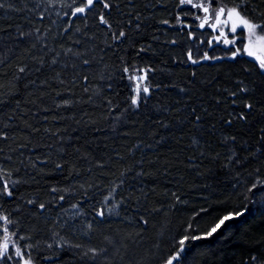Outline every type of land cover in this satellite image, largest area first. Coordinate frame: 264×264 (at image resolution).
<instances>
[{"label":"trees","instance_id":"trees-1","mask_svg":"<svg viewBox=\"0 0 264 264\" xmlns=\"http://www.w3.org/2000/svg\"><path fill=\"white\" fill-rule=\"evenodd\" d=\"M0 4V227L21 249L0 264H264V74L243 47L178 0ZM240 10L264 24V0ZM133 67L152 69L139 107Z\"/></svg>","mask_w":264,"mask_h":264},{"label":"snow or ice","instance_id":"snow-or-ice-1","mask_svg":"<svg viewBox=\"0 0 264 264\" xmlns=\"http://www.w3.org/2000/svg\"><path fill=\"white\" fill-rule=\"evenodd\" d=\"M96 2V0H83V6L80 7H76L74 9V11L72 12V16H77L78 14H86L87 11L89 9L92 8V6L94 5V3ZM179 4L184 5V4H191L192 0H178ZM212 0H208V4L209 6L211 5ZM246 3V0H240L239 3H235L233 7L231 8H227L225 6H219L217 9L214 10V15L216 17V24L211 25L213 28H215L217 25H219L221 23L220 21V17L226 15L227 19L223 21L224 24H228L229 22H231V26L229 31L231 33H236L237 28L240 27L243 30H245L247 32V39H248V43L246 45H242V47L244 48V53L249 56V57H254L255 60L258 62L259 65V69L261 70V73L264 74V55H258L255 48L257 47V45H259V43L261 41H264V24H257L256 22L250 20L247 15L242 12L240 9L241 7ZM0 7H3L2 4H0ZM103 7L105 9L111 10L112 5L109 3H103ZM194 7H200L203 9V11L205 13L209 12V7L204 6L203 4H198V5H194ZM65 15H68V13H65ZM100 22L102 24H105L108 26L109 29H111V24L109 23L108 20L105 19V17L103 15L100 16ZM163 23H168V21H163ZM204 23L202 22L200 24V27H203ZM137 27H139V25H137ZM126 36V33L121 30L119 32L118 35H116L115 33H113V39L114 40H120L122 38H124ZM224 43L229 44V43H235V40L229 41V40H224ZM264 50V49H262ZM69 52L72 51L71 48L68 49ZM140 51H144V49H140ZM240 52V49H236L233 53L232 56L233 58ZM189 59H191V53H189ZM204 59H209V57L207 56V54H204ZM2 62V61H0ZM42 63V62H41ZM52 64H56L57 61L55 59H53L51 61ZM84 64H89L90 62L88 60H84L83 61ZM192 63H198L197 60H192ZM26 71V69L24 67L19 68V72L24 73ZM36 71H40L39 68L36 69ZM125 72H128V68L124 69ZM152 71L151 68H135L133 67L132 70V75L129 77L130 80H135L136 81V87H135V97L132 99V104L135 105L136 107H139V104L141 102L142 99H146V97L148 95L151 94V85L149 83H147V76L148 73ZM137 73H140L139 75H137ZM17 79H19V77H17ZM85 79H87V77H85ZM141 81H145V83L143 84V87H141ZM32 83L34 84L35 81H32ZM2 87V86H0ZM87 90V89H86ZM181 91H183V89H181ZM241 92H247L249 91V89L247 88H241L240 89ZM141 92L144 94L143 96H141ZM232 96H236L237 93L233 92L231 93ZM69 101H64V106H68L69 105ZM233 104L236 103V100L232 101ZM244 107L247 109H252L253 105L250 103H245ZM193 111H195V109H193ZM205 111H207L205 109ZM195 119L197 121H199L201 119V117L196 116ZM239 119L241 120H246V116L243 113L239 114ZM233 121L232 119H226L225 123L227 124H231ZM232 140H235V137H231ZM57 167H61L60 165H57ZM5 189L7 188V185H4ZM255 187V185L253 186ZM55 191V189H54ZM7 195L11 196L12 192L11 191H7ZM63 196L59 197V199L63 200ZM107 202V201H105ZM29 203H33V201H29ZM45 207L44 204H40L39 208L43 209ZM77 207V206H74ZM247 209H245L246 211ZM109 214L112 213V209H108ZM243 212H236V213H229L228 215L223 216L222 218L219 219L218 223L215 224L214 227L211 228L210 231H208L205 236H211L212 234L216 233L218 229L221 228V226H223L225 224L226 221H229L231 219H233L234 215L235 216H240L243 215ZM98 216L103 217L104 216V210L101 209L98 213ZM0 219L4 220V221H8V218L5 217H0ZM145 223H147V221H145ZM89 227H91V225H89ZM4 232L8 231V228L5 227L3 229ZM201 237L198 236H193L191 237V239H200ZM21 239H23V237H21ZM189 239V237L185 236L183 239H181L179 241L180 245H184L185 242ZM7 240V238H6ZM78 247V246H77ZM91 252L95 253V250L92 249L90 250ZM8 252V244L7 242H5L2 246V248H0V261H2L5 258V254ZM183 252V248H181L179 251H177L175 253V255H173L171 258H169L167 260V264H173L174 261H178L181 253ZM16 255L20 256L21 255V249L17 248L16 249ZM84 256H88V253H84ZM8 260L12 259L11 255L7 256ZM91 259H95V255H93L91 257ZM25 264H31V259L26 260Z\"/></svg>","mask_w":264,"mask_h":264},{"label":"rangeland","instance_id":"rangeland-1","mask_svg":"<svg viewBox=\"0 0 264 264\" xmlns=\"http://www.w3.org/2000/svg\"><path fill=\"white\" fill-rule=\"evenodd\" d=\"M191 4H194V5L203 4L204 6L209 7V12L208 13H205L203 11V9L200 8V7H196V8L198 10H200V12H201V15L199 16L200 24L202 22L204 23V26L201 27V28H207L208 27V28L212 29L214 31V33H215L216 43H218V44L222 43L227 48L229 46L236 47V48L237 47H242V45H246L248 43V39H247V41L244 42V40L240 39L241 37L238 34H237V37L234 38V39L228 38V36H227L228 34L222 28L223 26H228L229 24L231 26V22H229L228 24H224L223 23V21L227 19L226 15L221 16L219 18L221 23L219 25H217L215 28H213L211 26L213 24H216V17L214 15V10L217 9V8L213 9L211 7V5L209 6V4H208V2L206 0H192ZM239 28L240 27L237 28V31H238ZM226 39L229 40V41L235 40V43L226 44V43H224V40H226ZM262 49H264V41H261L259 43V45H257V47L255 48V50H256L258 55H264V50H262ZM252 58H254V57H252ZM137 75H139V73ZM140 83H141V87H143V84L145 83V81H141ZM4 228H5V226L0 227V248H2V246H3V244L5 242H7V244H8V252L5 254V258L2 261H5L7 259V256L11 255V251L16 253V249H17V246L15 245L13 233L10 231L9 228H8L7 232H4L3 231ZM6 238H7V240H6ZM13 246H15V249H13ZM25 261L26 260H24L22 264H25Z\"/></svg>","mask_w":264,"mask_h":264}]
</instances>
